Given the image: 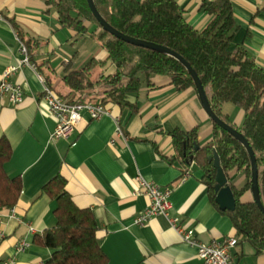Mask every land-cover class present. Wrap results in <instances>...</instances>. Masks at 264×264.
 I'll use <instances>...</instances> for the list:
<instances>
[{
    "label": "crops",
    "instance_id": "0c3cea01",
    "mask_svg": "<svg viewBox=\"0 0 264 264\" xmlns=\"http://www.w3.org/2000/svg\"><path fill=\"white\" fill-rule=\"evenodd\" d=\"M187 21L202 30L212 16L201 9L203 0H176ZM237 29L229 49L243 45L264 68V0H231ZM88 24V23H87ZM40 42L37 61H49L54 69L45 74L54 86L71 70L91 58L103 62L106 75L116 70L108 52L89 34L61 26L57 10L47 0H0V81L4 71L20 65L12 80L22 86L24 101L16 105L0 100V138L6 137L13 156L6 164L10 177L20 176L23 190L15 208L0 209V263L45 264L54 249L36 245V234L56 224V202L43 187L56 175L67 180V191L82 209H91L100 224L99 238L108 264H203L197 247L183 241L165 215L138 225L134 219L150 204L138 194L136 176L141 175L172 189V215L187 229H194L201 243L237 237L232 248L234 264H264L244 235H238L231 217L212 203L203 183L201 168L172 164V133L180 127L197 129L199 144L213 137L214 122L194 88L179 91L166 75H155L131 106L110 104L109 115L93 120L85 112L75 137L52 139L56 120L42 99L44 83L30 63H21L20 36ZM234 124L242 125L244 112L236 104L223 105ZM119 117V122L116 118ZM120 126L122 134L117 133ZM229 183L244 187V172H231ZM242 202H254L251 190Z\"/></svg>",
    "mask_w": 264,
    "mask_h": 264
},
{
    "label": "trees",
    "instance_id": "16d2710c",
    "mask_svg": "<svg viewBox=\"0 0 264 264\" xmlns=\"http://www.w3.org/2000/svg\"><path fill=\"white\" fill-rule=\"evenodd\" d=\"M59 16L61 26L78 34H89L109 54L116 70L106 75L103 62L91 58L80 68L71 70L54 86L46 68L54 73L49 61L36 57L40 42L19 33L26 45L30 62L44 75L46 84L69 103L101 102L106 107L118 104L131 106L128 98L150 84L155 75H166L179 90L196 86L188 70L179 61L164 53L123 41L104 30L97 21L87 0H47ZM105 19L123 33L170 47L180 53L201 79L213 110L227 123L245 135L258 162L259 184L264 188V68L259 66L243 45L234 50L229 46L234 39L237 23L231 0H203L201 9L212 16L202 30L193 27L176 0H95ZM88 23V24H87ZM197 91V90H196ZM234 103L244 112L242 125L231 122L223 112L225 103ZM175 153L170 163L189 167L192 156L203 171V183L215 205L217 169L210 156L217 153L225 174L244 172L247 183L241 189L231 184L237 206L235 210H221L228 214L238 235H244L259 253L264 251V214L255 202H242L251 190V160L245 147L230 133L214 122L212 139L199 144L197 129L176 128L172 133ZM199 146V148H197ZM13 156V147L6 137L0 138V209H12L19 203L23 190L20 176L10 177L6 164ZM43 193L53 199L56 224L34 237L36 245L54 249L45 264H108L100 238V224L91 209L78 207L67 191V180L62 175L53 177Z\"/></svg>",
    "mask_w": 264,
    "mask_h": 264
},
{
    "label": "built area",
    "instance_id": "2783aa9c",
    "mask_svg": "<svg viewBox=\"0 0 264 264\" xmlns=\"http://www.w3.org/2000/svg\"><path fill=\"white\" fill-rule=\"evenodd\" d=\"M20 51L22 53L21 63H30L27 47L22 41L20 42ZM19 68L20 65H12L4 71L0 81V100L6 98L16 105L23 103L25 99L23 88L12 80L13 75L18 72ZM38 77L44 83L42 99L56 120V127L51 135L52 139L75 137L85 112L93 120H99L111 113L109 108L101 102L69 103L46 84L43 74L40 73ZM116 121L119 122V117L116 118ZM117 133L122 134L120 126L117 127ZM136 181L140 186L137 193L147 195L150 200L149 206L134 219L136 224L144 225L157 215H165L171 227L180 235L181 239L197 247L198 256L203 264H234L231 250L239 242L237 237H225L206 244L199 242L195 237L194 229L185 228L180 219L172 215V189L170 187H162L141 175L136 176ZM14 263V259H8L0 264Z\"/></svg>",
    "mask_w": 264,
    "mask_h": 264
},
{
    "label": "water",
    "instance_id": "95a60500",
    "mask_svg": "<svg viewBox=\"0 0 264 264\" xmlns=\"http://www.w3.org/2000/svg\"><path fill=\"white\" fill-rule=\"evenodd\" d=\"M88 4L91 8L92 13L94 14L97 21L102 25L104 30L108 31L109 33L113 34L117 38L126 41L130 44L145 47L154 51H158L161 53H164L166 55L171 56L172 58L179 61L182 65L185 66V68L190 73L191 77L194 80L196 90L198 92L199 98L201 100V103L205 110L207 111L208 115L212 119L213 122H215L217 125H219L222 129L230 133L236 140H238L246 149L250 156L251 160V192L253 195L254 202L258 205L262 213L264 214V188L261 190L260 184H259V168H258V162L255 155V152L249 143L248 139L245 137L243 133H241L238 129H236L231 124L227 123L225 120H223L214 110L211 105V102L209 100V97L207 95V92L205 90V87L199 78L197 72L193 68V66L177 51L171 49L168 46L158 44L152 41L136 38L130 35H127L123 33L122 31L116 29L113 27L101 14L99 11L95 0H87ZM199 148V146H197ZM210 160L213 161L214 166L217 169L216 174V202L219 205V208L223 211L225 210H235L237 206L236 197L233 191V188L231 184L229 183V178L225 174L221 163L220 158L217 153L210 156ZM188 163L191 165V170L195 172L200 168V166L194 161L193 157L191 156L189 160H187Z\"/></svg>",
    "mask_w": 264,
    "mask_h": 264
},
{
    "label": "rangeland",
    "instance_id": "374dc122",
    "mask_svg": "<svg viewBox=\"0 0 264 264\" xmlns=\"http://www.w3.org/2000/svg\"><path fill=\"white\" fill-rule=\"evenodd\" d=\"M244 195L242 196V199H243Z\"/></svg>",
    "mask_w": 264,
    "mask_h": 264
}]
</instances>
